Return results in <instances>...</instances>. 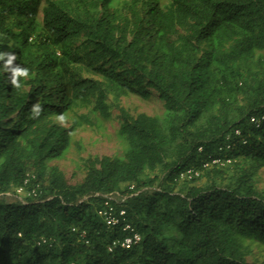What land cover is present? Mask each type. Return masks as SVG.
Listing matches in <instances>:
<instances>
[{"label":"trees","instance_id":"16d2710c","mask_svg":"<svg viewBox=\"0 0 264 264\" xmlns=\"http://www.w3.org/2000/svg\"><path fill=\"white\" fill-rule=\"evenodd\" d=\"M4 53L0 264H264V0H0ZM155 92L161 114L118 105L120 152L81 181L50 163L111 118L110 94ZM115 192L142 241L109 251Z\"/></svg>","mask_w":264,"mask_h":264},{"label":"rangeland","instance_id":"374dc122","mask_svg":"<svg viewBox=\"0 0 264 264\" xmlns=\"http://www.w3.org/2000/svg\"><path fill=\"white\" fill-rule=\"evenodd\" d=\"M79 42V41H78ZM108 102L112 107V116L108 120L98 119L94 120L93 124H83L77 127L74 132V137L80 140L84 145V149H72L66 157L52 160L50 163L57 165L66 175L71 183L81 181L85 176V171L82 166L83 159L89 155H115L120 152V146L117 139V132L120 127L119 109L118 105L125 106L132 114L145 112L148 114H161L164 111V102L159 98L155 92L150 99H143L135 94L122 95L119 100L115 95L110 94ZM116 103H118L116 105ZM93 104L88 107H78L75 113L82 114L92 111ZM65 125H70L67 119H60ZM257 184L260 188L264 187V167H262L257 176ZM110 196L116 201L120 202L126 197L120 195L118 192L112 193ZM255 255L248 256L249 260L255 257L264 259V252L254 249Z\"/></svg>","mask_w":264,"mask_h":264},{"label":"built area","instance_id":"2783aa9c","mask_svg":"<svg viewBox=\"0 0 264 264\" xmlns=\"http://www.w3.org/2000/svg\"><path fill=\"white\" fill-rule=\"evenodd\" d=\"M106 197L107 199L98 210V214L104 219L106 225L110 229L120 228L123 232L127 233L122 240L118 238L115 239L109 247V251H113L118 245H121L126 249L138 245L142 241V235L127 218V211L123 208L117 209L113 203V201L116 200L110 196Z\"/></svg>","mask_w":264,"mask_h":264},{"label":"clouds","instance_id":"9594fccd","mask_svg":"<svg viewBox=\"0 0 264 264\" xmlns=\"http://www.w3.org/2000/svg\"><path fill=\"white\" fill-rule=\"evenodd\" d=\"M5 59H7V65H5V68H8L9 66L14 64L17 57L15 54H12V53H4L0 55V60H5ZM27 74H28L27 69H22L19 66L12 68V78H11L10 83L15 87H19L17 78L20 76H27ZM33 111L36 112L37 114L39 113L38 104L34 106ZM60 119H63V117H61Z\"/></svg>","mask_w":264,"mask_h":264}]
</instances>
